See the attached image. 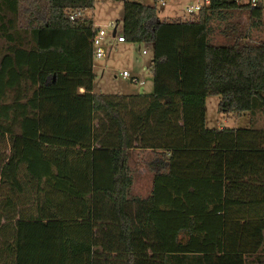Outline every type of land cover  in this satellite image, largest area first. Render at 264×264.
I'll return each instance as SVG.
<instances>
[{"label": "trees", "instance_id": "obj_1", "mask_svg": "<svg viewBox=\"0 0 264 264\" xmlns=\"http://www.w3.org/2000/svg\"><path fill=\"white\" fill-rule=\"evenodd\" d=\"M113 1L124 42L152 45L151 94L92 93L94 0H0V264H264V129L205 126L209 96L226 118L264 110L241 20L260 28L264 2L159 20L158 0Z\"/></svg>", "mask_w": 264, "mask_h": 264}, {"label": "rangeland", "instance_id": "obj_2", "mask_svg": "<svg viewBox=\"0 0 264 264\" xmlns=\"http://www.w3.org/2000/svg\"><path fill=\"white\" fill-rule=\"evenodd\" d=\"M144 5H153L154 0H129ZM158 0L156 4L157 17L164 19L189 20L192 15L186 12V8L194 6L203 0ZM264 2V0H263ZM242 16L241 20L245 25L246 33L253 43L264 42V12L260 28H249L248 21ZM83 19L92 21L94 27H101L105 36L101 43L103 58L93 62V84L92 87L97 94L111 95H136L151 94L153 92L152 78L149 72V65L153 57V48L150 44H136L118 42L117 38L122 37L123 4L113 0H94L93 8L86 10ZM112 24V26H111ZM211 38L213 44L226 45V41L219 31L222 24L212 22ZM220 27V28H219ZM4 42L0 40V55ZM128 72L131 77L135 76L143 81V85L132 83L129 79L121 77L122 72ZM219 97L209 96L205 104V126L208 129H240L253 128L264 129V110L256 111L254 114L245 113L240 117L226 118L218 111ZM7 153V152H5ZM147 160L145 152H136L132 161L135 168L134 192L139 195L147 193L150 186V176L144 171V162Z\"/></svg>", "mask_w": 264, "mask_h": 264}, {"label": "built area", "instance_id": "obj_3", "mask_svg": "<svg viewBox=\"0 0 264 264\" xmlns=\"http://www.w3.org/2000/svg\"><path fill=\"white\" fill-rule=\"evenodd\" d=\"M160 1H161L162 6H163L164 1L163 0H160ZM260 2H263V0H247V3L250 6V8H255L256 6L259 5ZM207 4H208V0H203L202 3L197 2L194 6L186 8V12L190 15H194L197 12H199V10L204 5H207ZM74 18H76V15L70 16V20H74ZM111 26H112V24H111ZM92 33H93L92 39H91L92 58L100 60L104 56L103 52L101 50V43L104 39L105 32L101 27H94L92 25ZM117 40H118V42H122V43L124 42L123 37H118ZM121 77L123 79H127V80L129 79L132 83L143 85V81H140V79L135 77V76L131 77L129 75V73L126 71L122 72Z\"/></svg>", "mask_w": 264, "mask_h": 264}, {"label": "crops", "instance_id": "obj_4", "mask_svg": "<svg viewBox=\"0 0 264 264\" xmlns=\"http://www.w3.org/2000/svg\"><path fill=\"white\" fill-rule=\"evenodd\" d=\"M122 43V42H120ZM84 90L83 89H80V92H83ZM95 92L94 89L92 90V93ZM144 162L143 166L145 165V163L148 161V160H142ZM144 171H146L145 168H143Z\"/></svg>", "mask_w": 264, "mask_h": 264}]
</instances>
